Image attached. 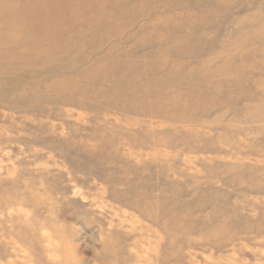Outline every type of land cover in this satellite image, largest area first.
<instances>
[{
	"label": "rangeland",
	"instance_id": "rangeland-1",
	"mask_svg": "<svg viewBox=\"0 0 264 264\" xmlns=\"http://www.w3.org/2000/svg\"><path fill=\"white\" fill-rule=\"evenodd\" d=\"M140 2L0 62V264H264V0Z\"/></svg>",
	"mask_w": 264,
	"mask_h": 264
},
{
	"label": "bare ground",
	"instance_id": "bare-ground-1",
	"mask_svg": "<svg viewBox=\"0 0 264 264\" xmlns=\"http://www.w3.org/2000/svg\"><path fill=\"white\" fill-rule=\"evenodd\" d=\"M123 1L126 0H0V62L9 59L4 63L7 69L19 64L45 71L59 65L61 57H79L84 42L98 27L122 15L119 8ZM129 1L135 9L141 3ZM66 68L71 74L65 72L60 79H52L43 90H74L79 81L113 69L92 60L81 70H73L69 65Z\"/></svg>",
	"mask_w": 264,
	"mask_h": 264
}]
</instances>
